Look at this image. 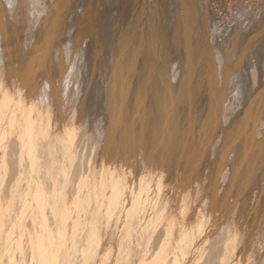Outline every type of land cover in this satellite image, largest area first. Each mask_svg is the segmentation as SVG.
I'll list each match as a JSON object with an SVG mask.
<instances>
[{
    "label": "bare ground",
    "instance_id": "obj_1",
    "mask_svg": "<svg viewBox=\"0 0 264 264\" xmlns=\"http://www.w3.org/2000/svg\"><path fill=\"white\" fill-rule=\"evenodd\" d=\"M2 85L0 264H264V9L0 0Z\"/></svg>",
    "mask_w": 264,
    "mask_h": 264
},
{
    "label": "rangeland",
    "instance_id": "obj_2",
    "mask_svg": "<svg viewBox=\"0 0 264 264\" xmlns=\"http://www.w3.org/2000/svg\"><path fill=\"white\" fill-rule=\"evenodd\" d=\"M58 3H66L71 0H55ZM209 6V13L214 17L217 24L221 27H227L233 23L243 9L256 12L258 9H264V0H206ZM253 9V10H252ZM239 13V14H238ZM3 85L0 89H3ZM2 93V90H0ZM2 96V95H1Z\"/></svg>",
    "mask_w": 264,
    "mask_h": 264
}]
</instances>
